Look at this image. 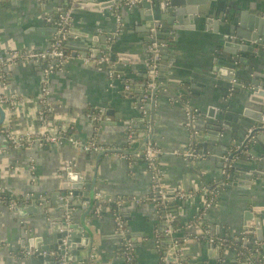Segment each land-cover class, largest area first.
Masks as SVG:
<instances>
[{
  "label": "crops",
  "instance_id": "obj_1",
  "mask_svg": "<svg viewBox=\"0 0 264 264\" xmlns=\"http://www.w3.org/2000/svg\"><path fill=\"white\" fill-rule=\"evenodd\" d=\"M65 1L52 0L45 10H41L38 0H20L17 5H12L9 0H0V55L6 56L7 50L12 48H47L55 35L49 27H45L48 28L47 31L40 30L43 27L38 18L49 14L54 7H61ZM109 10L113 11V8L110 7ZM107 12L98 19L97 13L83 9L77 11L79 16H95L99 20L96 21L98 28H115L116 38L109 42L111 50L118 57L130 62L121 63L119 59L112 61L119 70L112 76L109 66L86 64L78 57L70 59L63 71H57L51 77L53 113L48 124L49 129L65 124L72 130L71 135L78 134L82 142L94 137L99 144L112 151L105 153L96 163L98 152H87L70 141L45 147L14 148L4 134L0 133V190L15 197L33 196L38 192L50 195L52 190L58 188L68 168L89 179L96 175L95 190L110 196L111 200L122 198L118 212L124 213L122 216L130 226L132 234H143L137 236V243L142 245L135 247V264H159V256L154 249V234L162 220L152 201L141 200L150 194L151 173L142 158L130 161L124 156L140 146L139 140L133 147L126 143V129L134 122L135 117L145 116L139 110L131 109L138 91L137 88L131 91V87L135 85L139 88V84L145 81L148 52L145 45L148 41L139 36L133 25L138 18L129 9L123 10V19L129 17V22H123L119 30L118 23L108 17ZM178 37L176 39L173 34L168 37L172 44L167 56L162 55V60L168 59L170 63L161 64L160 67V70L165 71L164 76L167 79H158V86L168 84L173 79L174 84L170 88L177 92L187 83V78L208 83L206 88H200L206 99L197 96L189 99L198 112H206L207 106L217 103L221 94L218 86L220 81L207 73L209 58L215 50L211 34L206 30H185ZM172 57L174 60H171ZM6 71L8 86L5 93L12 96L14 102L6 122L1 126L23 132L40 129L37 110L42 70L30 61H19L17 64L8 65ZM126 83L130 84V90L125 89ZM159 95L161 101L155 109V125L158 131L153 140L160 150L158 162L168 190L182 189L196 194L203 186L216 188L217 203L207 212L205 223L217 235L239 240L241 232L248 229L245 227L244 214L250 208L261 210L256 216L261 217L264 232V177L255 178L253 182L236 178L228 187L226 184L232 182L227 180L222 183L224 176L215 155L210 160L200 155L192 157L193 166L199 171L193 170L188 157L183 155L192 135L187 124L188 110H185L184 105L169 90L161 88ZM241 98L243 97L239 94L238 99ZM108 108H113L116 112L111 116L115 123L103 126L102 129L94 126L91 118L93 113L97 109ZM196 126H200V122H196ZM255 148L257 155L252 158L264 161V145L255 144ZM32 160L36 164L35 174L31 172ZM185 200L186 204H183ZM185 200L174 201V213L178 220L176 235L180 236V249L189 264H216L219 260L216 257L221 253L214 249L213 257L210 258L211 244L197 237L202 232V226L194 224L189 227L200 210L201 198L196 194ZM58 207L59 204L52 205L49 211L60 215L61 212L57 213L55 210ZM107 211L108 214L111 213L109 208ZM82 213V209L74 212V219L79 221ZM47 221L48 216L40 213L31 220V224L35 227L44 226ZM20 224L14 210H10L6 204L0 205V264H23L19 256ZM88 224L98 231L95 235L93 264H125L120 251L121 241L102 238L115 234V214L106 215L103 221H90ZM227 254L228 260H236L234 254ZM257 254L264 259V247ZM84 255L85 252L82 253ZM242 262L252 264L250 261Z\"/></svg>",
  "mask_w": 264,
  "mask_h": 264
},
{
  "label": "water",
  "instance_id": "obj_2",
  "mask_svg": "<svg viewBox=\"0 0 264 264\" xmlns=\"http://www.w3.org/2000/svg\"><path fill=\"white\" fill-rule=\"evenodd\" d=\"M9 1L12 5H17L20 0ZM117 1L119 0H80L71 3L66 0L61 7H54L49 14L39 16L38 22L43 27L40 30L47 31L48 28L45 27H49L56 35L57 19L61 13L70 11L71 21L67 27L65 47L71 59H75L77 55L96 58L105 53L114 62L119 59L121 63H128L130 61L118 57L109 45V42L116 38V29H101L96 24L106 11H108L106 15L118 23L116 12L109 10ZM38 3L41 10H45L46 5L52 3V0H38ZM82 9L97 13L98 19L92 14L79 16L77 11ZM128 9L138 18L133 25L139 36L148 41L145 46L148 48L152 43H157L159 52L163 56H167L169 52L172 42L168 37L172 34L176 39L185 30H206L211 34L215 50L209 58L207 73L220 81L218 86L221 94L217 103L210 104L211 107L207 106L206 112H198L193 121L190 127L191 151L194 155H200L207 160L215 155L221 170L226 165H231L229 175L223 180V183L227 180L232 182L226 184L228 187L236 178L253 182L255 178L264 177V161L252 158L253 155H257L255 144L264 145V0H142ZM129 19L127 17L121 22H129ZM148 55L147 52V63L150 61ZM171 60L174 58L172 57ZM29 61L38 65L40 69L45 63V60ZM169 63L168 59L161 60L163 65ZM115 69L113 76L119 71L116 66ZM148 69L147 65V70L144 71L145 81L139 84V88L135 85L131 87V91L138 89L131 109L139 110L141 115H145L134 118V122H137L135 128L140 127L145 131L150 125L154 137L158 131L155 125V109L161 101L160 89L169 90L184 105L185 110L193 111L196 107L189 102L190 97L206 99L200 88H206L208 83L187 78V83H184L182 89L174 92L170 88V85L174 84L172 79L168 80V84L151 88L148 86ZM164 72L160 70L158 79H167ZM170 74L172 75V72ZM257 87L262 89L257 90ZM239 94L243 98L238 99ZM251 103L256 105L253 106ZM10 112L11 106L0 103V126L6 122ZM115 113L113 108L97 109L91 117L92 124L101 129L103 126L111 125L115 123L111 118ZM196 122H200V126H196ZM62 125L68 130L69 126ZM250 129L253 130L250 132ZM139 132L141 131L137 133ZM71 134H73L72 130L68 137H71ZM72 137L79 139L78 134ZM145 140V138L140 140V146L129 153L136 155L144 148ZM80 149L84 150V147ZM109 151L112 149L98 152L96 163ZM188 160L191 168L199 171L194 168L192 157ZM96 183V175L89 179L82 173L73 172L68 168L58 188L52 190L50 195L38 192L33 196L21 197L22 200L17 202L13 210L21 223L19 256L23 264H59L63 256L69 264L94 263L95 235L98 231L93 230L88 222L103 221L106 215L114 216L113 213L119 211V203L122 201V198L111 200L110 196L97 192ZM58 204L59 207L55 210L61 214L54 215L49 208ZM183 204H186V200ZM99 205L101 208L97 211ZM108 208L111 212L109 214ZM80 209L83 213L80 220L76 221L74 212ZM40 213H45L48 221L44 226L35 227L31 224V220ZM256 213L260 214L261 210L250 208L245 211V227L248 229L254 227L259 241H264L262 219L257 217ZM162 227L160 224L159 229ZM130 230V226L125 221L123 231H119L116 227L115 234L102 238L119 239L121 252H123L124 238H131L135 247L141 246V243H137V236L143 234H132ZM177 237L180 240V236ZM210 247L209 256L212 258L214 249L218 253L220 250L213 245ZM52 252H55V255H52ZM83 252H85L84 256H82ZM220 255L215 256L217 260L219 259L216 264H249L228 259L223 261Z\"/></svg>",
  "mask_w": 264,
  "mask_h": 264
},
{
  "label": "built area",
  "instance_id": "obj_3",
  "mask_svg": "<svg viewBox=\"0 0 264 264\" xmlns=\"http://www.w3.org/2000/svg\"><path fill=\"white\" fill-rule=\"evenodd\" d=\"M71 3L80 0H69ZM142 0H119L116 2L115 6L112 7L117 15L118 30L121 28V21L123 19V10L131 8L137 5ZM71 16L70 11L61 13L59 18L56 21V26L58 27V33L54 36V40L50 45L42 50H24L12 48L7 50V55H0V103L6 106H12L14 99L12 96H8L5 93V89L8 86V73L6 68L10 64H17L19 61H29L32 59L36 60H45L44 65L42 66V83L40 92L38 95V110H37V119L40 123V129L33 131H18L9 127L0 128V133L4 134L6 140L14 148H26L31 146L45 147L50 145L62 144L64 141H70L76 147H84L86 151H95L99 152L108 147L99 144L96 139L93 137L91 140L82 142L79 139L74 137H68L65 133L63 125H58L49 129V121L51 120V115L53 113V104H52V89H51V77L57 71H63L66 63L71 59V56L67 53L65 47V40L67 38L66 34L68 31V25H70ZM148 53L151 54L150 61L147 63L148 69V86L151 88L158 87V75L161 67L162 55L159 52L158 44L152 43L148 47ZM82 58L86 64H94L97 66H109L110 74L113 76L116 72L115 66L107 54H102L100 57H82L77 55L76 58ZM130 84H125V89L130 90ZM145 96L144 99H146ZM198 114V109L193 111H187V124L191 127L193 121L195 120ZM45 129V130H43ZM253 129H250V132ZM141 137V138H140ZM145 138L144 148L141 149L136 155L124 154L130 161L135 158H142L151 173L152 186L150 194L141 199L152 201L156 208L157 212L162 220V229H158L154 234V249L159 256V264H189L186 260L184 253L180 249V240L176 235V226L175 222L177 216L173 211H164L161 214L160 207L166 208L168 206V201L171 200H185L194 195L198 194L201 198V207L198 213L194 218V223L190 224L189 227H192L194 224L202 226V232L199 236V239H203L209 244L215 246L220 250L221 259L223 261L229 258L227 253L234 254V258L239 262L250 261L252 264H264V259L262 258L260 262L256 263L251 260L253 252L255 250L259 251L260 247H264V241H259L256 236V230L254 227L245 229L241 232L239 240H243L244 244L240 247L234 246V241L232 237L220 236L213 232L212 228L206 225L205 216L207 212L216 205L217 203V190L215 188H210L208 186H203L198 193L183 191L182 189L177 191H170L163 182V173L158 162L160 150L156 145V142L153 140V133L150 125H148L145 131L139 133L135 130V123L132 122L129 124L126 130V143L130 146H135L138 140ZM192 138V135H191ZM191 138L190 142L187 145V149L183 152L185 157H195L191 151ZM231 165H226L222 174L224 177L229 175ZM36 164L34 160L31 163V172L35 174ZM223 183V182H222ZM16 201H13L11 204H7L10 210H13ZM101 205L97 207L99 211ZM115 220L117 223V229L123 231L125 226V220L123 216L115 211ZM163 214L165 216H163ZM69 218V215H67ZM251 244V245H249ZM258 247V248H255ZM255 248V249H254ZM125 264H135V246L131 238H124L123 243V252H121ZM52 255H55V252H52ZM59 264H69L66 261L65 256L60 258Z\"/></svg>",
  "mask_w": 264,
  "mask_h": 264
},
{
  "label": "trees",
  "instance_id": "obj_4",
  "mask_svg": "<svg viewBox=\"0 0 264 264\" xmlns=\"http://www.w3.org/2000/svg\"><path fill=\"white\" fill-rule=\"evenodd\" d=\"M150 44V43H149ZM148 57H151V54L149 53V55H148ZM2 126H0V128H1ZM139 127V126H138ZM135 130H136V132H138V131H142L143 129L142 128H135ZM70 128L68 129V130H65V133H66V135L68 136L69 134H70ZM216 189V188H215ZM217 190V189H216ZM22 200V198L20 197V196H18V197H15V196H12L9 192H7V191H1L0 190V205H2V204H11L13 201H16V202H20ZM174 201H168V206L166 207V208H164V207H160V209H161V214L162 213H164V211H173L174 212ZM177 222H178V220H176V222H175V226H177ZM233 241H234V246H236V247H240L241 245H243L244 243H243V241L242 240H236V239H233ZM255 248H258V247H255ZM254 248V249H255ZM261 248V247H260ZM260 248H259V250H260ZM123 251V250H122ZM257 250H255L253 253V255H252V257H251V260L253 261V262H256V263H258V262H260V260L262 259V257H260L259 256V254H257Z\"/></svg>",
  "mask_w": 264,
  "mask_h": 264
}]
</instances>
